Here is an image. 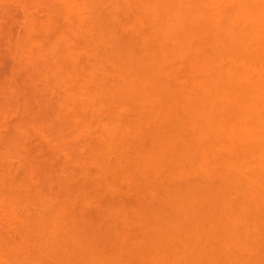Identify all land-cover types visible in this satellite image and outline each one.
Returning <instances> with one entry per match:
<instances>
[{
	"label": "rangeland",
	"instance_id": "374dc122",
	"mask_svg": "<svg viewBox=\"0 0 264 264\" xmlns=\"http://www.w3.org/2000/svg\"><path fill=\"white\" fill-rule=\"evenodd\" d=\"M19 1L0 0V264H264V42L239 7Z\"/></svg>",
	"mask_w": 264,
	"mask_h": 264
},
{
	"label": "bare ground",
	"instance_id": "6f19581e",
	"mask_svg": "<svg viewBox=\"0 0 264 264\" xmlns=\"http://www.w3.org/2000/svg\"><path fill=\"white\" fill-rule=\"evenodd\" d=\"M19 0H17V2H18ZM225 1V0H224ZM231 1H233V3L234 4H236L238 7H239V9H237L238 10V12L236 13L237 15L235 16V18H234V20L236 21V23H240L241 25H243V24H247V25H251V29L253 30V31H251V34H253V41H254V43L256 42V45H262L263 44V42H264V0H231ZM230 1V2H231ZM19 3H20V1H19ZM224 3V2H223ZM23 5V4H22ZM21 5V8L22 7H24V6H22ZM236 5H233V6H236ZM237 7V8H238ZM218 8V7H217ZM235 9V8H234ZM24 11H25V7H24V9H23ZM217 10V9H216ZM223 10V11H222ZM225 9L224 8H222L221 10H220V8H219V11H221V12H225L224 11ZM236 10V11H237ZM217 12V11H216ZM217 13H219V12H217ZM221 14L222 13H220V15L219 14H216V15H219L220 17H223V15H225V13L224 14H222V16H221ZM215 16V15H214ZM220 17H217V18H220ZM232 17H233V15H232ZM231 17V18H232ZM239 20V21H238ZM238 21V22H237ZM249 23V24H248ZM229 33V32H228ZM230 33L233 35V37L234 38H236V40L237 41H239L241 38L237 35V34H235L234 33V31H230ZM231 35V36H232ZM250 39V38H249ZM240 41H242V40H240ZM239 41V42H240ZM29 44H31V43H29ZM31 46H32V44H31ZM16 47V46H15ZM14 47V48H15ZM13 48V49H14ZM30 48V47H29ZM33 48V47H32ZM263 49H264V45H263V47H262ZM15 52L16 53V51H15V49L14 50H12V52ZM35 51V50H34ZM33 51V52H34ZM13 52V53H14ZM10 53H11V51H10ZM13 53H12V55H13ZM17 56V55H16ZM239 61V60H238ZM244 61V60H243ZM242 61V62H243ZM238 63V62H237ZM244 63H245V61H244ZM244 63H242L243 65H245V66H247L246 64H244ZM235 64V63H234ZM242 66V65H241ZM244 66V67H245ZM230 69V68H229ZM247 69V68H246ZM249 69V68H248ZM254 69V68H253ZM256 69H258V68H255L254 70H255V72L253 73V75L255 76V73H256ZM252 70V69H251ZM263 70V69H262ZM249 71V70H248ZM247 71V72H248ZM253 71V70H252ZM246 72V78L248 79V76H249V73H247ZM250 72V71H249ZM264 71H260V68L258 69V71H257V73H258V75H257V77L254 79V76H253V78H251V81L248 83V81L246 82V83H248V84H250V88L253 90V91H256V101L257 102H255V106H260V102H264V73H263ZM231 73H232V71H231ZM245 73V72H244ZM256 73V74H257ZM233 74V73H232ZM237 74V73H236ZM243 74V73H242ZM248 74V75H247ZM238 75V74H237ZM240 75H241V73H240ZM239 75V76H240ZM243 75H245V74H243ZM252 75L250 74V77H251ZM249 77V78H250ZM236 78V77H235ZM241 78V77H240ZM243 78H245L244 76H243ZM243 78H241V81L243 82ZM252 79H253V81H252ZM245 83V82H244ZM245 83V84H246ZM204 88V87H203ZM205 88H207V87H205ZM208 89V88H207ZM211 89V88H210ZM204 90V89H203ZM205 91V90H204ZM209 91V90H208ZM223 94H225V93H223ZM222 94V96H224ZM225 96H226V94H225ZM227 97V96H226ZM260 101V102H259ZM260 114V111H258V115ZM205 116H208V117H205ZM210 117H212L211 115H210ZM209 117V115L208 114H204L203 115V120L206 122V123H214L213 122V119L212 118H210ZM215 120V119H214ZM1 135H3V131H1V133H0ZM1 137V136H0ZM3 137V136H2ZM12 153H10V154H8L9 156L11 155ZM18 154H14L13 153V155H11V157H9V158H11V159H14V156L16 157ZM18 157V159H17V161L19 160L20 162H21V164L23 165L25 162H23V161H25L24 159H23V157L22 156H17ZM23 160V161H22ZM20 162L19 163H17L18 164V166L20 165ZM23 162V163H22ZM22 165H20L18 168H24V166H25V164L23 165V167H21ZM225 181L227 180V179H224ZM225 181H224V183H225ZM231 182V181H230ZM227 183H228V181H227ZM224 185V184H223ZM231 185V184H230ZM222 186V185H221ZM220 186V187H221ZM227 186L229 187V185L228 184H226V186H224L225 188H227ZM224 189V188H223ZM223 189H221L222 191H223ZM228 189V188H227ZM227 189H225V191L227 190ZM220 190V191H221ZM228 193V192H227ZM230 193V192H229ZM228 193V194H229ZM222 194V193H221ZM223 196H225V194H222ZM222 196V197H223ZM223 198H225V197H223ZM223 198H221L222 200H223Z\"/></svg>",
	"mask_w": 264,
	"mask_h": 264
}]
</instances>
